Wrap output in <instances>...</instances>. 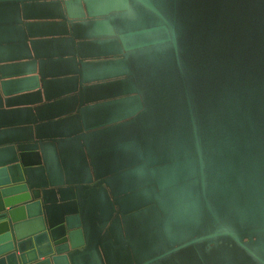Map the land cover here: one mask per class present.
Instances as JSON below:
<instances>
[{"label":"water","instance_id":"obj_1","mask_svg":"<svg viewBox=\"0 0 264 264\" xmlns=\"http://www.w3.org/2000/svg\"><path fill=\"white\" fill-rule=\"evenodd\" d=\"M0 264H264V0H0Z\"/></svg>","mask_w":264,"mask_h":264}]
</instances>
